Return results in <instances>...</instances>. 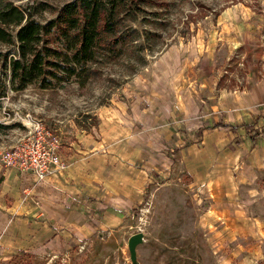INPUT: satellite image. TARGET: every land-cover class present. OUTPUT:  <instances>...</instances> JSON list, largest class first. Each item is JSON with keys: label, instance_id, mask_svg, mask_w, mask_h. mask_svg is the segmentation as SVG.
Here are the masks:
<instances>
[{"label": "rangeland", "instance_id": "obj_1", "mask_svg": "<svg viewBox=\"0 0 264 264\" xmlns=\"http://www.w3.org/2000/svg\"><path fill=\"white\" fill-rule=\"evenodd\" d=\"M143 1L84 86L0 99V156L40 129L64 164L42 193L0 161V264H264V0Z\"/></svg>", "mask_w": 264, "mask_h": 264}, {"label": "trees", "instance_id": "obj_2", "mask_svg": "<svg viewBox=\"0 0 264 264\" xmlns=\"http://www.w3.org/2000/svg\"><path fill=\"white\" fill-rule=\"evenodd\" d=\"M143 3L73 0L56 11L54 18L42 23L35 17L48 10L44 5L19 7L0 0V47L7 48L0 50V99L8 87L20 92L33 84L42 90L72 81L84 86L93 64L121 55L124 48L137 41L138 32L133 25L142 13ZM145 35L148 38L149 34ZM236 129L218 123L197 133L201 137L205 130ZM258 136L255 133L249 139L254 143Z\"/></svg>", "mask_w": 264, "mask_h": 264}, {"label": "built area", "instance_id": "obj_3", "mask_svg": "<svg viewBox=\"0 0 264 264\" xmlns=\"http://www.w3.org/2000/svg\"><path fill=\"white\" fill-rule=\"evenodd\" d=\"M58 143L50 134L40 129L28 136L22 143L1 154L2 165L14 170L32 186L45 184L57 177L64 169L59 159Z\"/></svg>", "mask_w": 264, "mask_h": 264}, {"label": "crops", "instance_id": "obj_4", "mask_svg": "<svg viewBox=\"0 0 264 264\" xmlns=\"http://www.w3.org/2000/svg\"><path fill=\"white\" fill-rule=\"evenodd\" d=\"M264 84V81H261ZM249 107L248 108H252L254 106H259L260 104H264V88L260 86H257L254 91L252 93H249ZM255 107V108H256ZM264 112V110H262V113ZM226 125H231V124H226ZM212 131V130H211ZM210 130H208V132H211ZM213 131H217V130H213ZM206 132L203 131V133ZM259 137V136H258ZM256 141V140H255ZM252 142V141H251ZM253 143V142H252ZM54 180V181H53ZM53 180H49L48 182H46L45 184H40L36 187H33L32 185H30L31 191H41L42 193H46V192H52V189L54 187H56L55 183L58 182L57 180L53 179ZM27 190V189H26Z\"/></svg>", "mask_w": 264, "mask_h": 264}, {"label": "water", "instance_id": "obj_5", "mask_svg": "<svg viewBox=\"0 0 264 264\" xmlns=\"http://www.w3.org/2000/svg\"><path fill=\"white\" fill-rule=\"evenodd\" d=\"M143 241V235L141 233H138L136 235H133L127 243L129 256L131 262H135L136 259V247L141 244Z\"/></svg>", "mask_w": 264, "mask_h": 264}]
</instances>
